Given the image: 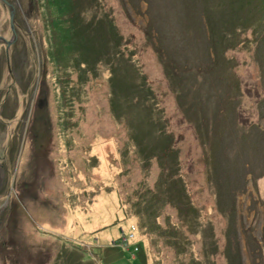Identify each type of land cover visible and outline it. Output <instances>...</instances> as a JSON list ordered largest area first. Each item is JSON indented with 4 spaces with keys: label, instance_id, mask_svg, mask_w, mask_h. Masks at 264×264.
<instances>
[{
    "label": "rangeland",
    "instance_id": "374dc122",
    "mask_svg": "<svg viewBox=\"0 0 264 264\" xmlns=\"http://www.w3.org/2000/svg\"><path fill=\"white\" fill-rule=\"evenodd\" d=\"M6 1L0 264H264V0L83 1L85 18L112 16L120 68L134 52L148 79L185 180L168 192L104 65L82 80L39 0Z\"/></svg>",
    "mask_w": 264,
    "mask_h": 264
},
{
    "label": "trees",
    "instance_id": "16d2710c",
    "mask_svg": "<svg viewBox=\"0 0 264 264\" xmlns=\"http://www.w3.org/2000/svg\"><path fill=\"white\" fill-rule=\"evenodd\" d=\"M84 0H39L43 10L46 28L51 34V44L57 57L62 61L64 57H71L79 63L78 74L82 80L86 78L87 71H99V67L107 69L109 73L108 84L110 95L116 98L115 105H119L121 116L127 114V127L130 140L143 153L144 161L157 157L160 164L161 186L165 183L166 192L171 184L174 189L179 186L184 188V179L180 175L177 165V154L174 149V139L166 127L163 114L157 108L145 105L150 97V87L146 75H142L138 64L134 63V52L127 56L126 62L130 69L125 71L120 68L122 51L119 49L121 35L118 36L117 27L107 11L97 18H85L86 9ZM99 0H86L88 5ZM80 2L82 3V7ZM101 6L105 7L102 2ZM87 8V7H86ZM88 9V8H87ZM113 44L114 46L110 45ZM73 62V63H74ZM93 74H95L93 72ZM124 105L125 107L121 106ZM172 163L178 168L171 171V182L168 181V172L172 170ZM165 179V181H163ZM178 190H180L178 188ZM162 193H164L162 191ZM154 203L144 206L147 213L154 215ZM150 210V212H148ZM191 217L196 216L194 206H189ZM232 264V263H230Z\"/></svg>",
    "mask_w": 264,
    "mask_h": 264
},
{
    "label": "flooded vegetation",
    "instance_id": "af4514ba",
    "mask_svg": "<svg viewBox=\"0 0 264 264\" xmlns=\"http://www.w3.org/2000/svg\"><path fill=\"white\" fill-rule=\"evenodd\" d=\"M13 29H14V32H15V28L13 27ZM3 42V41H2ZM25 250V249H24ZM8 260H9V262H10V264H21L20 263V260H19V256L17 257V258H15V260H12V258H10V257H8ZM24 263L23 264H28V262H27V260L26 259H24V261H23Z\"/></svg>",
    "mask_w": 264,
    "mask_h": 264
},
{
    "label": "water",
    "instance_id": "95a60500",
    "mask_svg": "<svg viewBox=\"0 0 264 264\" xmlns=\"http://www.w3.org/2000/svg\"><path fill=\"white\" fill-rule=\"evenodd\" d=\"M1 1H4V2H6V3H8L10 6H11V4H10V2H7L6 0H1ZM12 7V6H11ZM12 13H13V11L12 12H10V24H11V26H12ZM12 32H14V29L12 28ZM14 34V33H13ZM0 40H2V41H4L5 40V42H8V40H6L4 37H2V35H0Z\"/></svg>",
    "mask_w": 264,
    "mask_h": 264
}]
</instances>
